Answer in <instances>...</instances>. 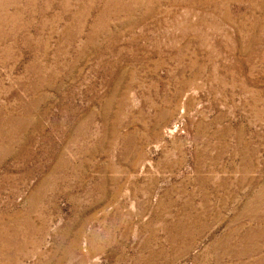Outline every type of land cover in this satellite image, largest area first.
Returning <instances> with one entry per match:
<instances>
[{
    "label": "rangeland",
    "instance_id": "rangeland-1",
    "mask_svg": "<svg viewBox=\"0 0 264 264\" xmlns=\"http://www.w3.org/2000/svg\"><path fill=\"white\" fill-rule=\"evenodd\" d=\"M0 264H264V0H0Z\"/></svg>",
    "mask_w": 264,
    "mask_h": 264
}]
</instances>
